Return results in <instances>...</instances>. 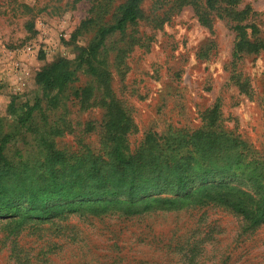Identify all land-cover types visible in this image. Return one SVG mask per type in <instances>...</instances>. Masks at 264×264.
Here are the masks:
<instances>
[{
	"label": "rangeland",
	"instance_id": "374dc122",
	"mask_svg": "<svg viewBox=\"0 0 264 264\" xmlns=\"http://www.w3.org/2000/svg\"><path fill=\"white\" fill-rule=\"evenodd\" d=\"M206 1L142 0L139 19L108 35L91 57L105 72L100 78L89 73L83 56L127 0H0V117L11 135L4 158L14 165L0 176V207L13 210L0 219V264H264V223L251 227L226 207L187 200L129 216L120 201L175 191L76 192L89 188L81 178L91 161L106 160L105 93V102L117 103L133 122V152L149 154L147 141L162 135L185 151L205 146V155L186 159H211L213 167L217 160L207 149L223 131L206 126L204 112L218 107V124L247 150H226L232 146L223 141L218 162L225 174L188 192L225 184L258 193L250 177L264 171V0L224 1L216 9ZM228 6L234 11H225ZM246 30L253 44L238 54ZM60 60L77 78L52 98L57 91L46 96L38 74ZM88 86L99 98L93 107L79 103ZM49 126L62 134L55 137ZM42 138L55 139L73 166L51 174ZM252 158L257 161L248 165ZM42 201L62 205V214L38 218Z\"/></svg>",
	"mask_w": 264,
	"mask_h": 264
},
{
	"label": "trees",
	"instance_id": "16d2710c",
	"mask_svg": "<svg viewBox=\"0 0 264 264\" xmlns=\"http://www.w3.org/2000/svg\"><path fill=\"white\" fill-rule=\"evenodd\" d=\"M141 1L127 0L125 4L118 8L116 23H107L102 25L98 30L90 49L83 56V58H88L86 61H90L89 73L93 76L103 78L105 72L99 67L92 65L91 57H95L96 51L108 35L116 31H124L129 24L135 23L139 19V4ZM224 1H228L230 3L229 5H232L230 0H207L206 4L208 7L216 9ZM228 8L229 6L225 7L224 10L234 11ZM252 33V31L248 32L246 30L244 36L239 38L237 43L238 54L243 52V47L246 44H253L250 40ZM76 78V71L64 60L52 64L38 74V79L44 86L46 96L57 91V94L52 98H56ZM107 97L103 93L101 98L104 103L103 106L106 109L104 114L106 160L101 161L100 158L95 157L91 161V169L85 172V175L81 178L83 182L87 180L89 188L84 191H76L80 193L79 195L81 197L106 194L111 196L134 197L140 192L159 190L164 187L174 190L175 194L155 198H150L149 196L142 198L136 197L131 200H122L119 203L124 206V213L126 215L134 216L145 213L158 206L163 208L181 207L188 200L195 204H214L226 207L242 217L251 227L264 223V171H262L263 174H260L259 177H255L253 174L250 177L253 185L260 187L258 193H249L239 188H231L225 184L209 185L199 188L192 193L188 192L191 189L194 190L190 185L194 184L195 187L200 180H204L210 176L225 174V170L220 169L221 163L218 162L221 159L220 153L224 149L220 147L223 141H229L232 148H235H226V150H236L237 154H241V152H243L241 155L245 154L246 144L241 142V145L237 147V143L240 141L234 138L230 139L228 135H231V133L218 124L220 121L218 107L208 109L204 112L206 126H218L223 131L215 136L212 146L207 149V153L213 159L217 160L216 165L213 167L211 159H186V155H192L197 152L205 155V150H203L205 146H203V149L200 146L199 150L196 151L193 149H187L185 151L183 146L179 147L168 141L172 137H163L162 135L147 141V146L150 150L149 154H144L139 151L133 152L128 142L129 134L132 133L133 122L130 116L117 103L113 101L114 104H107L105 102ZM98 99V97H95L94 88L88 86L81 90L79 103L84 107L87 105L93 107L96 105ZM42 101L43 99H40L31 107L28 113L29 117L35 108L41 105ZM28 119L23 120L22 118L20 122L23 123L28 121ZM49 129L54 131L55 137L62 134V130L57 126H49ZM10 140L11 135L4 132L3 119L0 117V176H4L13 170L14 165L4 158V150ZM39 142L41 146H46L45 149L48 154L46 166L51 174H56L61 166H73L68 153L57 148L55 139L48 140L42 138ZM145 146L146 144H144ZM252 161H257V159H250L248 165L252 164ZM3 195L0 189V198ZM62 208V205L57 206V204L43 205L42 201L37 217L40 219L58 217L62 214ZM12 216L13 210L11 208L0 207V219L5 220Z\"/></svg>",
	"mask_w": 264,
	"mask_h": 264
}]
</instances>
